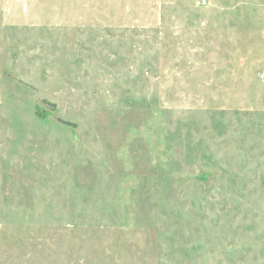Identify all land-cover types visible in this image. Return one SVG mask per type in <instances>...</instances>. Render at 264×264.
Returning <instances> with one entry per match:
<instances>
[{
    "label": "rangeland",
    "instance_id": "374dc122",
    "mask_svg": "<svg viewBox=\"0 0 264 264\" xmlns=\"http://www.w3.org/2000/svg\"><path fill=\"white\" fill-rule=\"evenodd\" d=\"M0 264H264V0H0Z\"/></svg>",
    "mask_w": 264,
    "mask_h": 264
},
{
    "label": "built area",
    "instance_id": "2783aa9c",
    "mask_svg": "<svg viewBox=\"0 0 264 264\" xmlns=\"http://www.w3.org/2000/svg\"><path fill=\"white\" fill-rule=\"evenodd\" d=\"M203 2H205V0H203Z\"/></svg>",
    "mask_w": 264,
    "mask_h": 264
}]
</instances>
